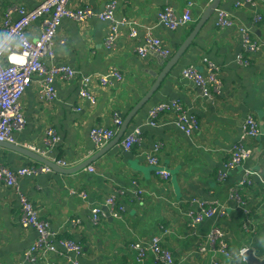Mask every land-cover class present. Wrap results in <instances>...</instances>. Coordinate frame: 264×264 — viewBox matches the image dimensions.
I'll list each match as a JSON object with an SVG mask.
<instances>
[{
  "label": "crops",
  "instance_id": "obj_1",
  "mask_svg": "<svg viewBox=\"0 0 264 264\" xmlns=\"http://www.w3.org/2000/svg\"><path fill=\"white\" fill-rule=\"evenodd\" d=\"M43 0H0V39L4 19L10 8L20 5L27 9ZM110 0H72V8L91 7L95 13L104 10ZM116 20L136 23L139 35L129 37V27L120 29L113 47L106 45L111 24L97 17L83 22L64 19L56 36V62L68 64L78 72L72 80H56L57 97L50 102L42 99L38 80H35L22 98L26 125L15 132L16 144L28 148L46 159H62L77 166L95 155L99 149L91 137L94 128H112L115 114L124 118L150 90L155 76L162 71L159 55L149 52L143 58L138 48L146 43L151 32L162 40L172 56L185 42L212 0H116ZM221 0L220 7L197 35L191 47L171 70L151 101L132 121L127 136L140 131L141 141L130 150L119 143L89 167L76 174L50 173L19 178V187L27 195L41 219L49 224L59 237L75 240L83 246L78 258L82 264H157L148 249L155 235L162 238L175 264H209L221 260L225 264H247L240 251L252 250L264 260V0ZM188 2H194L193 22L171 30L159 19V12L172 7L182 15ZM244 2L243 5H238ZM225 10L233 17L231 28L216 26V13ZM261 16V20L255 21ZM16 17V16H15ZM241 25L250 30L252 41L259 45L251 51L243 43ZM41 32V21L29 28L31 39ZM238 56L250 61L240 63ZM170 58L165 59L169 61ZM207 58L219 69L222 88L206 98L188 79L183 69L196 66L204 72ZM118 70L123 79H112L102 85L99 77L110 70ZM91 76L89 90L97 98L92 105L80 97L82 80ZM179 101L200 120V129L186 135L176 125L174 110H165L156 118L150 112L159 104ZM252 116L259 124L261 136L250 138L246 146L252 156L238 168L225 170L230 152L241 142L242 126ZM55 130L59 142L49 146L47 131ZM124 136V137H125ZM157 144L158 165H152L148 156ZM0 161L11 169L38 164V162L0 146ZM165 170L170 177L158 174ZM246 171L252 185L243 187L239 194L243 204L231 199L232 189L242 182ZM219 172H226L225 180ZM74 190L76 193L71 194ZM142 192L141 200L135 199ZM120 193H124L120 196ZM86 194V197L83 196ZM117 196L126 206L123 219L109 215L105 205L109 196ZM217 201L224 206L226 216L218 214L206 219L195 229L188 225L186 213L198 210L193 199ZM100 207L106 217L95 224L92 209ZM214 226L221 227L232 253V259L212 252H199ZM70 238H68V237ZM38 232L21 224V207L13 188L0 183V264H31L25 253L37 242ZM142 243L147 249L143 258L132 246ZM246 251V252H247ZM52 259L59 263L55 256ZM60 263H65L60 261Z\"/></svg>",
  "mask_w": 264,
  "mask_h": 264
},
{
  "label": "built area",
  "instance_id": "obj_2",
  "mask_svg": "<svg viewBox=\"0 0 264 264\" xmlns=\"http://www.w3.org/2000/svg\"><path fill=\"white\" fill-rule=\"evenodd\" d=\"M72 0H43L36 7L27 9L26 7L16 5L10 8L9 13L4 19L2 35L0 39V142H8L16 144L15 132L24 129L26 125L25 116L22 109V98L26 91L30 88L35 80L39 82L41 97L43 100L50 102L57 97L56 80H72L77 77V70L68 64L56 62V36L64 19H70L75 22H83L90 18L97 17L101 21L111 24L110 33L106 40L108 47H113L119 37L120 29L123 26L129 27V37L134 39L139 35L136 23L116 20V9L118 2L110 0L100 13H95L91 7L72 8ZM245 2L253 3L252 0ZM244 2L238 4L243 5ZM194 2H188L184 13L178 14L172 7L167 6L159 12L160 22L171 30H177L180 27L187 26L193 22ZM16 16V17H15ZM261 16L255 21L261 20ZM41 21V32L37 39H31L29 36V28L36 22ZM235 25L232 16L225 10H218L216 13V26L219 28H231ZM240 32L243 37L244 45L251 51H256L259 45L252 41L250 30L241 25ZM146 43L143 47L138 48L140 56L145 58L148 53L155 52L164 59L170 58L172 52L163 46L162 40L154 37L151 32L145 36ZM238 61L244 65H249L250 61L243 56L237 57ZM203 62L206 66L204 72L200 71L196 66H190L182 71V77L191 81L206 98H211L212 94L219 93L222 88V82L219 77L220 69L209 59L204 58ZM112 79L121 81L122 74L112 69L107 74L100 76L99 80L102 85H107ZM92 83V77L88 76L82 80V88L80 89V97L88 100L92 105L97 103V98L89 90ZM174 110L176 113V125L186 133L192 136L200 129V120L197 116L189 113L184 106L176 100L171 104H159L151 112L150 117L156 118L157 115L165 110ZM123 120L118 114L114 116L112 128L96 127L91 132V137L95 142L97 149H102L116 136ZM46 142L49 146H53L59 142L55 130L47 131ZM261 136L258 122L252 116L245 119L242 126L241 142L236 144L230 152V157L224 163L227 171L238 168L252 156V150L246 146L247 140ZM140 131L137 129L121 140V146L130 150L135 144L140 143ZM162 148V144H157L152 153L148 156V161L152 165H158V153ZM34 152V151H33ZM50 160V159H49ZM62 168H70V164L62 159L50 160ZM88 171L93 173L95 168L89 167ZM52 172V169L44 164H33L18 169H11L0 161V183L9 188H13L18 196L21 207V224L25 228H33L38 232L37 242L25 253V261L31 264H82L78 258H71V255L80 257L83 254V246L75 240L60 238L55 232L51 231L49 224L40 218L38 210L34 204L23 194L19 187V178L26 176H38ZM158 174L165 179L170 177V173L161 170ZM254 173L246 171V176L240 185L234 187L231 192V199L243 204L240 197V190L252 185L251 176ZM219 179L227 178L226 172H219ZM74 190L71 194H75ZM124 193H120L123 196ZM142 192H136L135 199L141 200ZM86 197V194H83ZM192 204H197L198 210L192 209L186 213L189 219V227L195 229L206 219L213 218L215 215L221 217L226 216L224 206L219 202H205L200 199H193ZM105 205L109 210V215L115 219H123L126 214V206L119 201L117 196H109ZM106 213L100 208L92 209V221L95 224L100 223ZM207 241L211 249L207 247L206 242L200 245L199 252H212L218 254L225 259H232L226 234L221 227L214 226L207 236ZM139 252L141 258L146 254L147 249L142 243H136L132 246ZM156 258L157 264H175L173 254L164 248L162 238L155 235L149 241L148 248ZM246 249L240 251V255L244 256ZM59 259L56 263L52 257ZM65 263H60V261ZM19 264H24L20 262ZM209 264H225L221 260L214 259Z\"/></svg>",
  "mask_w": 264,
  "mask_h": 264
},
{
  "label": "water",
  "instance_id": "obj_3",
  "mask_svg": "<svg viewBox=\"0 0 264 264\" xmlns=\"http://www.w3.org/2000/svg\"><path fill=\"white\" fill-rule=\"evenodd\" d=\"M221 0H212V2L208 5L206 10L203 12L202 16L200 17L198 23L194 27L193 31L190 33L188 38L185 42L180 46V48L176 51L173 57L166 61L163 57L159 56V64L163 67L160 73L153 74L155 76V82L150 88V90L145 94V96L138 101V103L133 107L130 113L124 118L122 125L119 127V130L114 137L106 146L100 149L95 155L88 158L81 164L74 166L72 168H62L59 167L57 164L53 163L52 161L46 159L45 157L41 156L40 154L33 152L32 150L19 146L17 144H10L8 142H0L1 147H5L12 151L18 152L33 161H36L40 164H44L49 166L53 171L58 172L60 174L65 175H72L76 174L79 171H82L89 167L92 163L99 160L105 154H107L110 150H112L115 146H117L125 134L128 132V129L134 120V118L138 115V113L151 101L154 94L157 92L158 88L161 86L162 82L171 72V70L177 65L178 61L181 57L187 52V50L191 47L194 40L196 39L199 32L205 26V24L210 20V18L215 13L216 9L220 7ZM247 264H264V260H260L257 258L252 250H249L244 255Z\"/></svg>",
  "mask_w": 264,
  "mask_h": 264
},
{
  "label": "rangeland",
  "instance_id": "obj_4",
  "mask_svg": "<svg viewBox=\"0 0 264 264\" xmlns=\"http://www.w3.org/2000/svg\"><path fill=\"white\" fill-rule=\"evenodd\" d=\"M241 198H242V196H241ZM243 199V198H242Z\"/></svg>",
  "mask_w": 264,
  "mask_h": 264
},
{
  "label": "trees",
  "instance_id": "obj_5",
  "mask_svg": "<svg viewBox=\"0 0 264 264\" xmlns=\"http://www.w3.org/2000/svg\"><path fill=\"white\" fill-rule=\"evenodd\" d=\"M68 237V236H67ZM68 238H70V237H68Z\"/></svg>",
  "mask_w": 264,
  "mask_h": 264
}]
</instances>
